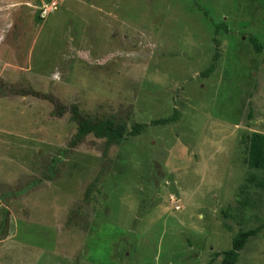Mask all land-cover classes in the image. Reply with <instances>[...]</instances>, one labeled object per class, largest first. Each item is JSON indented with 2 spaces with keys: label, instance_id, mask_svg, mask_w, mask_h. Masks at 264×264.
Instances as JSON below:
<instances>
[{
  "label": "rangeland",
  "instance_id": "1",
  "mask_svg": "<svg viewBox=\"0 0 264 264\" xmlns=\"http://www.w3.org/2000/svg\"><path fill=\"white\" fill-rule=\"evenodd\" d=\"M251 37L264 0H0V264H223L257 228L236 264H264ZM72 106L123 143L73 146Z\"/></svg>",
  "mask_w": 264,
  "mask_h": 264
},
{
  "label": "trees",
  "instance_id": "2",
  "mask_svg": "<svg viewBox=\"0 0 264 264\" xmlns=\"http://www.w3.org/2000/svg\"><path fill=\"white\" fill-rule=\"evenodd\" d=\"M220 30H224L226 33L230 32V30L226 28L224 24L217 26V31ZM250 41L258 53L264 51V45L261 44L257 38L251 37ZM214 70L215 63L210 66L207 75L211 74ZM70 113L72 115V120L77 124L78 127V132L72 142L73 146H76L77 143L82 142L86 137L91 135L97 139L106 140V145L108 147L118 146L123 143L127 124L117 117H98L95 115L86 114L77 106H72V108H70ZM179 118L180 115L176 113L172 118L164 119L159 122L161 124H168L169 122L176 121ZM142 128V125L135 126L133 132L130 133L132 135L137 134ZM246 141L248 143V157L246 160L248 169L260 172L264 176V134L256 132L252 133L247 137ZM96 181L98 182V180ZM259 185L264 187V179ZM260 232V228L239 232L233 238L232 249L223 254V264H236L239 253L246 247L250 238L256 237Z\"/></svg>",
  "mask_w": 264,
  "mask_h": 264
}]
</instances>
